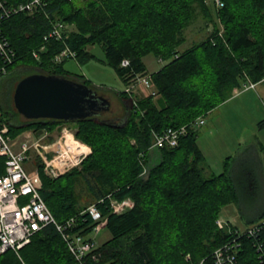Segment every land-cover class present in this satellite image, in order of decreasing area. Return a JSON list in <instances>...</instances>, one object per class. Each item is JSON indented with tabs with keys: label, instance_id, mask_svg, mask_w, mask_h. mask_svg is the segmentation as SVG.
<instances>
[{
	"label": "trees",
	"instance_id": "obj_1",
	"mask_svg": "<svg viewBox=\"0 0 264 264\" xmlns=\"http://www.w3.org/2000/svg\"><path fill=\"white\" fill-rule=\"evenodd\" d=\"M45 1V13H18L1 22L2 33L16 52L7 76L21 63L37 70L30 74L64 76L105 96L103 88L71 74L64 68L67 60L56 63L55 56L68 46L82 65L95 58L89 47L97 45L104 53L102 62L126 86L135 75L147 73L145 58L165 62L150 74L156 97L116 94L123 108L117 121L101 115L68 122L20 121L10 103H0V116L7 118L12 138L26 131L60 132L66 127L90 148L78 167L55 179L38 165L40 194L54 218L62 223L97 205L109 237L97 245V261L87 259L85 264H213L214 250L229 240L215 221L223 207L238 204L241 193L251 192L246 183L257 178L242 171L232 174L230 158L222 173L206 174L197 130L188 129L174 148L151 149L153 134L189 125L227 101L247 80H264V0H219L221 8L212 0H87L83 5L77 0ZM198 19L204 30L211 26V31L180 50L186 29ZM50 20L68 25L64 42L44 40ZM123 60L129 61L128 67H121ZM258 126L264 127V120ZM143 166L148 171L145 177ZM108 196L117 201L130 198L134 206L112 213ZM80 218L75 230L89 236L95 223L89 216ZM262 219L264 213L255 222ZM238 261L259 264L252 240H243ZM0 264L79 263L57 230L48 226L19 256L13 251L0 255Z\"/></svg>",
	"mask_w": 264,
	"mask_h": 264
},
{
	"label": "built area",
	"instance_id": "obj_2",
	"mask_svg": "<svg viewBox=\"0 0 264 264\" xmlns=\"http://www.w3.org/2000/svg\"><path fill=\"white\" fill-rule=\"evenodd\" d=\"M212 2L216 8L222 7L219 0H212ZM47 6L45 0H27L16 3H13L12 0H0V81L8 75L10 66L16 61V52L2 33L1 22L18 13L28 15L37 12L45 13ZM67 30L68 25L63 22L50 20L49 30L44 36V40L53 39L64 42ZM218 35L221 36V32ZM42 50L43 48L40 49V51ZM33 56L38 58L39 52H33ZM68 59L75 60L76 54L66 46L55 56L54 61L61 63ZM128 66V60L121 62V67ZM251 88H254V83L249 80L242 87L243 90ZM136 90L146 91V97L157 96L149 73L135 75L129 81L124 92L135 99L132 94ZM203 123V117H199L189 125L176 129L168 128L161 133H154L151 149L174 148L178 146L179 139L187 134L188 129L197 130ZM68 135H71L75 140L73 133L68 128H64L61 140L65 146H61L59 143L57 150L54 149L55 145L44 144L41 139H32L29 135L23 140L15 142L14 138L9 135L7 121L0 116V157L4 158V173L0 175V255L7 251H13L19 256V251L30 243L37 232L48 226H53L79 264H85L87 259L97 261L95 236L106 224L97 205L92 204L78 216L58 223L40 194L41 179L38 168L33 174H30L24 166L25 162L31 159V153H36L38 159L36 166L42 165L43 173L52 179L78 166L88 153H78L77 150L70 149L66 144ZM75 141L82 145L79 141ZM48 153H50V157L47 158ZM147 172V167L143 166L141 176L146 175ZM107 198L109 199V209L115 214H122L134 206L130 198L122 201L114 200L110 196ZM83 215L89 216L95 223L89 236H84L75 230ZM215 222L220 230L229 235V240L214 250L213 264H239L238 255L245 239L252 240L258 262L264 264V219L243 229L237 228L221 218Z\"/></svg>",
	"mask_w": 264,
	"mask_h": 264
},
{
	"label": "crops",
	"instance_id": "obj_3",
	"mask_svg": "<svg viewBox=\"0 0 264 264\" xmlns=\"http://www.w3.org/2000/svg\"><path fill=\"white\" fill-rule=\"evenodd\" d=\"M156 60L158 61V59ZM146 71L149 74L154 73L148 70L147 65ZM140 91L144 97L147 96L146 91ZM261 99L264 100V80L254 83V88L251 89L235 88L227 101L203 117L204 123L197 129V145L204 157V172L206 174L222 173L227 158H230L227 164L232 174L242 171L248 176H256V182L253 181L256 184L246 183L251 189V192L246 196L247 200L253 199L258 190L264 191V127L258 126L259 122L264 120V107L260 105ZM257 101H259V105L256 103ZM64 128L61 129L59 136L58 130L52 132L26 131L14 140L15 142L16 140L20 141L29 135L30 138L41 139L44 144L56 147L62 141ZM22 135L24 136L22 137ZM49 138L53 140L48 141ZM84 148L87 152L89 151L86 146ZM230 206L232 205L223 207L218 218L229 221L233 226L242 229L251 225L252 222L255 223L256 220L253 219L248 220L247 223H241L242 215H247L244 208L241 212L238 211L236 217L233 215L234 210L230 209L234 207ZM235 206L238 207L236 204ZM263 213L264 202L258 208L257 215Z\"/></svg>",
	"mask_w": 264,
	"mask_h": 264
},
{
	"label": "rangeland",
	"instance_id": "obj_4",
	"mask_svg": "<svg viewBox=\"0 0 264 264\" xmlns=\"http://www.w3.org/2000/svg\"><path fill=\"white\" fill-rule=\"evenodd\" d=\"M77 1L80 3V5H83L87 0H77ZM200 24L202 25L200 26ZM202 26H203V22L201 23V21L198 19L186 29L185 36L187 40L183 45L179 47L180 50H185L193 42L199 41L200 39L204 38L212 29L210 26L206 30H204ZM89 51L95 56L94 59L82 65L73 59H68L64 63V68L71 74L84 76V78L87 79L89 83L94 85L95 87L103 88L104 93H106L105 97L109 99L111 106H110V110L107 112H103L101 116L102 118H105V119L107 118L113 121L114 120L117 121L118 119L115 117L121 116V114L123 113V108L116 94L123 92L126 88V85L117 76V74L115 73L113 69H111L109 66L105 65L102 62L105 60V57H104V53L102 49L99 46L95 45V46L89 47ZM144 62L146 63L147 68L150 72H155L157 69H160L165 64V62L159 61V60L157 61L156 58H153V57L145 58ZM30 71L36 72L37 70L23 68L20 63L17 65V68L15 67V73L13 75L6 76L0 81V103L1 104L7 105L8 103H10V106H11L9 107L10 110L13 109V111H16L14 107V103H13V93H14V89L16 86V82H19L22 78L29 75ZM132 95L134 97L135 96L143 97V93L140 90H136ZM259 101L256 102L258 103V105H259ZM260 103H261L260 105L264 107L263 99H261ZM4 119L7 120V118H4ZM19 119L20 121L26 120L21 115L19 116ZM69 131L72 132L71 130ZM60 134L61 132H58V136ZM23 136L24 135H22V137ZM32 139L34 138L32 137ZM42 143H44V141ZM58 146L54 147V149L57 150ZM61 146H65L63 141L61 142ZM87 148L89 149L88 151V154H89L90 148L89 147ZM48 157H50V153L47 154V158ZM37 160L38 159H37L36 153H31V159L25 162L24 164L25 169L28 173L33 174L35 172V169L38 168V166H36ZM145 176L146 175H144L143 177ZM254 195L255 197L253 199L249 198L251 200H247L246 199L247 195L245 193L244 194L241 193L240 201L238 204H236L238 207H236L235 204L234 205L231 204L232 206H230V207H234L230 209L234 210L233 215L236 217L238 216V213L241 212L244 208L245 214L247 215L245 216L242 215L243 217H241L240 219L241 223H247L248 220H251V219L257 220L260 216V215L258 216L257 214H258V208L264 202V191L258 190L257 192H255ZM108 237H109V234L107 230L105 228H102L100 232L95 236V243L99 245L101 242L105 241Z\"/></svg>",
	"mask_w": 264,
	"mask_h": 264
},
{
	"label": "water",
	"instance_id": "obj_5",
	"mask_svg": "<svg viewBox=\"0 0 264 264\" xmlns=\"http://www.w3.org/2000/svg\"><path fill=\"white\" fill-rule=\"evenodd\" d=\"M13 103L26 120L75 121L110 110L109 99L80 82L60 75L33 73L17 82Z\"/></svg>",
	"mask_w": 264,
	"mask_h": 264
},
{
	"label": "bare ground",
	"instance_id": "obj_6",
	"mask_svg": "<svg viewBox=\"0 0 264 264\" xmlns=\"http://www.w3.org/2000/svg\"><path fill=\"white\" fill-rule=\"evenodd\" d=\"M66 144L70 149L77 150L78 153H88L84 146L77 144V142L72 139L71 135L67 136Z\"/></svg>",
	"mask_w": 264,
	"mask_h": 264
}]
</instances>
